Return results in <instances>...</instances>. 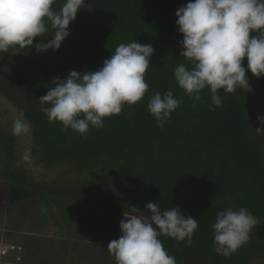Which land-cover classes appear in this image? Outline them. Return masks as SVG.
I'll list each match as a JSON object with an SVG mask.
<instances>
[{
	"label": "trees",
	"instance_id": "trees-1",
	"mask_svg": "<svg viewBox=\"0 0 264 264\" xmlns=\"http://www.w3.org/2000/svg\"><path fill=\"white\" fill-rule=\"evenodd\" d=\"M63 2L57 0L54 7L58 10ZM188 2L85 0L59 50L38 53L34 47L25 49L23 69L12 53L0 52V98L24 113L43 165L49 169L69 165L90 175V196L85 195V188L76 189L77 193L45 188L16 164V136L4 134L1 128L0 191L12 185L38 191V200L44 195L60 200L56 207H73L78 202L96 207L99 213L123 214L131 206L143 209L148 202L157 203L161 211L178 207L185 216L198 220V229L191 246L159 237L176 264H189L193 259L199 264H264V242L254 241L256 235L264 237V132L256 131L262 126L256 125L242 99L249 95L264 102V76L247 72L250 92L238 89L224 94L220 90L222 104L212 106L214 110L209 107V89L202 91L200 101L186 95L174 77L178 64L191 67L180 55L183 36L175 13ZM47 35H52L50 27ZM41 39L36 38L34 44ZM135 41L151 44L155 50L145 73L149 87L141 101L125 104L119 115L104 118L103 127H90L83 135L49 122L39 98L54 86V77L64 79L73 70L96 71L119 44ZM242 63L247 69V60ZM168 91L180 106L159 127L148 103L154 93L163 96ZM241 207L258 224L235 254L218 255L212 227L216 214Z\"/></svg>",
	"mask_w": 264,
	"mask_h": 264
},
{
	"label": "clouds",
	"instance_id": "clouds-1",
	"mask_svg": "<svg viewBox=\"0 0 264 264\" xmlns=\"http://www.w3.org/2000/svg\"><path fill=\"white\" fill-rule=\"evenodd\" d=\"M85 0H64L57 10V0H0V52L13 55L34 47L40 52L57 51L70 35L73 22ZM183 63L174 70L178 86L195 101L206 88L212 106L220 107L224 94L238 89L251 91L247 72L264 76V0H190L175 13ZM49 27L52 35L48 36ZM42 38L35 43L36 38ZM51 37V39H48ZM47 40L45 43L44 41ZM151 44L137 41L121 43L96 71H71L61 79L54 77L46 95L39 98L41 111L49 122L86 134L90 127H103L104 118L119 115L125 104L141 101L149 85L145 73L154 53ZM247 60V69L243 61ZM45 105H48L47 107ZM180 106L171 91L156 92L148 111L159 127ZM264 126V117H257ZM30 126L24 113L14 121L15 136L28 134ZM264 132V127L256 129ZM30 161V150L22 156ZM147 210L148 214H145ZM120 221L121 235L109 242L107 251L116 264H176L164 249L160 236L192 244L198 220L182 214L180 208L161 211L148 202L143 209L131 206ZM256 218L245 208H228L216 214L213 224L214 251L228 258L248 242Z\"/></svg>",
	"mask_w": 264,
	"mask_h": 264
},
{
	"label": "rangeland",
	"instance_id": "rangeland-1",
	"mask_svg": "<svg viewBox=\"0 0 264 264\" xmlns=\"http://www.w3.org/2000/svg\"><path fill=\"white\" fill-rule=\"evenodd\" d=\"M23 51L14 55L15 60L19 62L21 69H23L22 64H20L22 61L21 58L23 59L24 57ZM242 99L247 103L253 113L256 119V125L258 127L262 126L257 117H264V102L249 95L242 96ZM19 115L18 110L13 104L4 98H0V128L4 134H13V123ZM262 135L264 138V134ZM27 150H30L31 159L26 162L22 159V156ZM15 160L19 167L26 169L29 175L44 185L45 188H57L60 192L74 191L76 193V189L85 188V195L90 196V175L87 172L80 174L69 165L50 169L47 168L46 165H43L38 150L33 144L31 126L28 134L16 136ZM2 164L3 157L0 151V174L3 166ZM54 183H56V185L53 186ZM38 194V191L33 192L32 190L14 188L12 185H8L6 191H0L1 214L2 212L8 214L11 211L7 218L17 227L18 216L23 217L29 210L33 213L41 212L43 216L41 217V222H39L37 215L32 219L38 223V229L40 228L42 231L51 232V234L58 235L60 233L66 237L67 234H69L72 236L70 237L72 239L75 235L79 238H85L86 236V238H89L93 242L90 243V259L88 257L86 258V256H88L87 252L78 249V244L80 242L78 244H67L63 251V257L60 256L62 263H66V260L69 261L68 264H74L79 261L81 263H87V261L90 260V264H116L114 256L107 251V247L109 242L113 240L112 238L118 239L121 235L119 225L120 221L124 219L123 214L108 210L99 213L96 207H83L85 205L78 202H73V207H69L67 204H65L66 208H64L63 204L62 206L57 205L58 207H56L55 202L58 204L60 200H57L54 197L52 198L49 195H44L42 199L40 198V200H38ZM16 209L18 211H16ZM257 224L258 221L256 225ZM110 230L112 233H110ZM98 240H100L99 243H96ZM254 241L263 243L264 237L256 235ZM102 242H106L107 247L103 246L105 243ZM66 257L68 258L66 259ZM189 264H199V261L193 259Z\"/></svg>",
	"mask_w": 264,
	"mask_h": 264
},
{
	"label": "crops",
	"instance_id": "crops-1",
	"mask_svg": "<svg viewBox=\"0 0 264 264\" xmlns=\"http://www.w3.org/2000/svg\"><path fill=\"white\" fill-rule=\"evenodd\" d=\"M16 211L18 210L16 209ZM2 214L0 212V251L5 245L9 244L18 248L6 255L0 253V264H68V260H66V263H62L60 256L63 257V251L67 244H78L79 242V248H77L87 252L88 256L86 258L90 259V243L93 242L89 238H86V236L85 238H79L75 235L72 239L69 234L66 237L60 233L58 235L51 234V232L38 229V223L32 219L37 215L39 222H41V217H43L41 212L33 213L29 210L23 217L18 216L17 227L11 220L9 221L8 214L4 212ZM99 241H96V243H99ZM102 243H105L103 246L107 247L106 242ZM74 264H90V260L87 263L79 261Z\"/></svg>",
	"mask_w": 264,
	"mask_h": 264
},
{
	"label": "built area",
	"instance_id": "built-area-1",
	"mask_svg": "<svg viewBox=\"0 0 264 264\" xmlns=\"http://www.w3.org/2000/svg\"><path fill=\"white\" fill-rule=\"evenodd\" d=\"M11 250H17V247L15 245H5L4 248L0 251L2 255H6Z\"/></svg>",
	"mask_w": 264,
	"mask_h": 264
}]
</instances>
